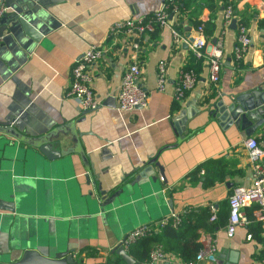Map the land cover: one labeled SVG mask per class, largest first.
I'll return each mask as SVG.
<instances>
[{
    "label": "crops",
    "instance_id": "obj_1",
    "mask_svg": "<svg viewBox=\"0 0 264 264\" xmlns=\"http://www.w3.org/2000/svg\"><path fill=\"white\" fill-rule=\"evenodd\" d=\"M161 1L12 0L6 9L11 21L0 39V121L30 136L72 121L104 189L122 184L126 173L137 167L139 172L151 159L161 166L163 181L158 176L151 181L144 174L134 183L136 172L131 177L134 184L127 185L116 200L119 206L99 211L95 196L87 194L92 185L85 183L77 153L47 162L45 173L21 178L17 188L9 183L14 210L0 207L2 256L13 259L16 249L12 248L34 232L38 247L49 255L72 250L77 263L113 264L118 257L110 249L131 229L170 212L212 206L217 218L212 228L197 230L201 251L194 264H207L209 256L257 264L264 226L254 220L255 205L241 208L247 223L236 226L231 237L224 226L231 188L248 185L252 177L244 141L247 137L264 140V118L254 112L252 120H233L229 111L233 101L254 104L264 98L263 0H233L236 24L246 20L250 41L237 63L233 59L236 31L229 28L230 22L223 24L221 1L183 0L182 10L169 16L153 37L147 34L139 39L143 48L139 81L147 92L143 107L126 111L115 107L122 72L132 62V51L120 38L92 69L91 86L99 107L84 110L64 96L69 68L81 53L106 42L113 23L150 14ZM196 20L212 25L213 32L210 37L204 35L203 57L193 64L196 83L182 101H175L172 95L179 71L191 64L189 45L197 36ZM173 29L178 41L172 37ZM215 38L220 39L222 55L219 78L211 83L206 56ZM159 60L166 61L162 91L156 90L155 80ZM0 140L1 144L13 142L6 137ZM61 141L62 147L73 144L68 133ZM10 154L11 163L18 167H33L41 161L36 149L21 142ZM201 164L216 179L213 184L202 185V168L196 178L189 177ZM125 250L129 254V246ZM166 253L169 263L186 264L172 252Z\"/></svg>",
    "mask_w": 264,
    "mask_h": 264
},
{
    "label": "built area",
    "instance_id": "obj_2",
    "mask_svg": "<svg viewBox=\"0 0 264 264\" xmlns=\"http://www.w3.org/2000/svg\"><path fill=\"white\" fill-rule=\"evenodd\" d=\"M227 0L222 9V21L226 25L231 19H234L233 6ZM264 1V0H263ZM4 0H0V15L6 11ZM179 7L177 0H162L160 7L152 13L139 18H127L123 21L113 23L107 32L106 42L100 45H90L73 62L69 68V84L65 88L64 96L73 99L77 105L84 109L93 111L100 105V101L95 97L91 86L93 78V66L95 62L102 57L110 45H114L117 40L124 39L131 49L132 62L123 70L118 89L114 95L116 101L115 107L118 111L131 110L137 106L143 107L146 104L147 92L140 84V64L139 55L143 51L139 39L143 35L151 32L154 26L158 28L166 25L170 14L178 13ZM203 24L199 23L195 27L197 36L193 38L189 47L196 58L203 57L206 41L202 32ZM236 39L233 47V59L237 63L250 43L246 26L241 23L235 25ZM172 37L178 41L179 35L176 30H171ZM1 39V37H0ZM262 39L264 42V25L262 26ZM221 42L219 38L211 47L206 56L208 67V80L216 83L219 78L221 65ZM156 90L162 91L166 83V61L159 60L155 66ZM197 76L192 69H182L179 71L177 81L174 86L173 99L182 101L186 93L192 89L196 83ZM244 147L247 152L249 162L252 167V177L248 185H235L227 197V218L224 226L225 234L231 237L235 227L247 223V220L241 214V208L245 205L254 204V220L264 226V140L247 137L244 141ZM209 221L216 219L215 209L210 206ZM180 222V213L170 212L151 223L139 225L128 231L120 243L126 249L131 243L147 236L166 225L175 227ZM212 250V249H211ZM209 249V252L211 251ZM261 257L257 264H264V236L260 240ZM169 261L168 253L164 252L160 245H155L149 249L147 257L140 261L142 264H158ZM188 264H194L188 263Z\"/></svg>",
    "mask_w": 264,
    "mask_h": 264
},
{
    "label": "water",
    "instance_id": "obj_3",
    "mask_svg": "<svg viewBox=\"0 0 264 264\" xmlns=\"http://www.w3.org/2000/svg\"><path fill=\"white\" fill-rule=\"evenodd\" d=\"M11 2L12 0H4V7L8 9ZM9 15L10 11H4L0 15V37L6 30L8 23L11 21L9 20ZM171 15L172 14H170V16ZM235 25V19H231L229 28L235 29ZM212 40L214 43L215 39ZM188 41H191V39H188ZM231 106L232 107L229 111H231L230 117L233 120H240L242 118L252 120L254 112L264 118L263 97H261L259 101L254 104L233 101ZM66 133H68L71 137L73 144L67 147H62L61 136ZM0 135L2 136L0 139H4V137H6L7 139L13 141L11 142L9 140H5L2 144L0 143V207L11 212L14 210V197L12 193L7 192L10 189L9 183H12L11 188H17V183L21 178L28 180L34 177L36 173H45L49 169L46 167L47 162L61 160L70 153H77L79 155L81 165L84 170L83 177L85 183L87 184L90 182L92 185V189L87 191V194H93L95 196L99 211L104 210L107 206H112L114 208L118 207L119 203H117L116 200L124 191H126L128 188L126 186L137 183L138 178L143 177L144 174L149 176L151 181H154L157 176L161 177V180L163 181L161 166L151 159L139 172H137V167L132 171H129V173H126V175L121 178L122 184H115L106 189L102 188L100 182H98L97 174L94 172V163L89 160L88 154L83 152L79 132L73 128L72 121L61 126L54 127L51 130L36 136L22 134L13 125H11L10 122L0 121ZM19 142L36 149V151L40 154L39 159H41V161L39 160L34 163L33 167H22L21 165L18 167L17 164L11 163L10 153ZM136 172L137 175H135V178L133 177L134 183H132L131 177ZM155 172H157V174ZM169 203L170 201H168V204ZM12 249H16V255L13 259H9L7 255L2 256V254H0V264H82L75 261L72 250L56 251L51 255L48 254L47 250H41V248L38 247L34 232L27 234L23 243ZM110 253H114L121 260V264H142L129 256L120 242L110 249ZM207 261H209L207 264H236L235 260L232 258H218L215 256H209ZM158 264L172 263L163 262Z\"/></svg>",
    "mask_w": 264,
    "mask_h": 264
},
{
    "label": "trees",
    "instance_id": "obj_4",
    "mask_svg": "<svg viewBox=\"0 0 264 264\" xmlns=\"http://www.w3.org/2000/svg\"><path fill=\"white\" fill-rule=\"evenodd\" d=\"M222 7H224L227 0H220ZM232 6L234 7L233 0L230 1ZM183 0H177V5L179 7V11L182 10L184 6ZM148 15V14H147ZM201 23L200 21H195L194 25L197 27ZM238 23L246 26V20L240 19ZM261 25H264V19L260 21ZM158 27L154 26L153 30L148 33L149 38L153 37L157 31ZM202 32L205 36L210 37L213 32L212 25L208 27V25L203 23ZM189 63L184 67V69H192L194 70L193 64L200 60V58H196L190 53ZM189 59V58H188ZM203 169V176L199 178L202 179V185L207 186L213 184L216 179L212 178L210 174H207V170L204 168V165L196 166L189 173V177L196 178L200 169ZM205 170V171H204ZM219 179V178H217ZM210 208L202 207L197 210H185L180 212V222L175 227L171 225H166L159 229L157 232H153L147 236L142 237L137 240V244L132 247L129 245V255L135 259L136 261H142L147 257L149 249L155 245H160L164 252H172L175 254L182 262L188 264L195 262V257L201 251V245L197 241L199 228L209 227L212 228L214 225V221L207 222L206 220L210 216ZM217 218V215H216ZM227 218V216H226ZM212 222V223H211ZM132 244V243H131ZM118 264H121V260L118 258Z\"/></svg>",
    "mask_w": 264,
    "mask_h": 264
}]
</instances>
